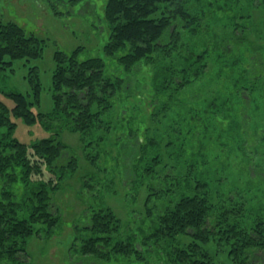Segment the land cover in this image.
I'll return each instance as SVG.
<instances>
[{
	"label": "rangeland",
	"instance_id": "rangeland-1",
	"mask_svg": "<svg viewBox=\"0 0 264 264\" xmlns=\"http://www.w3.org/2000/svg\"><path fill=\"white\" fill-rule=\"evenodd\" d=\"M105 1L0 0V21L16 22L43 40L39 57L15 59L0 72V101L11 108V91L33 101L29 78L36 72L39 101L29 107L53 120V53H69L82 46V58L100 55L108 37ZM205 20L203 34L187 30L174 39L173 52L157 57L160 66L154 73H149L148 66L139 70L124 102L119 103L118 92L109 98L113 105L101 113V124L94 133L84 137L79 130L63 125L61 118L28 122L8 113L15 125L11 130L0 126V135L5 133L28 145L54 135L64 145L56 167L69 159L76 161L74 170H64L53 194L60 213L54 234L48 236L37 225L40 231L26 239L27 256L21 264H128L117 260L116 253L102 261L83 259L79 245L86 234L82 229L87 223L84 211L110 208L121 223L114 241L123 242L135 232V226L139 229L141 220L150 223L164 199L174 201L196 180L208 181V195L213 199L221 191L244 198L247 220H255L258 213L262 216L264 139L257 137L264 136V73L260 75L257 69H264V0H230L227 6L222 1L220 10ZM214 38L220 46L213 44ZM204 49L203 58L195 57ZM183 68L187 78L194 69L204 72L188 84H176ZM154 80L158 86L152 88L149 83ZM121 110L129 127L135 129L131 137H118ZM246 116L250 131L244 133ZM168 171L174 179L161 177ZM162 183L165 191L153 194L154 184ZM16 197L22 200L24 194L17 192ZM206 249L214 264H234L222 248L210 245ZM131 260L129 264H138L134 255ZM166 264L176 263L167 259Z\"/></svg>",
	"mask_w": 264,
	"mask_h": 264
},
{
	"label": "trees",
	"instance_id": "trees-1",
	"mask_svg": "<svg viewBox=\"0 0 264 264\" xmlns=\"http://www.w3.org/2000/svg\"><path fill=\"white\" fill-rule=\"evenodd\" d=\"M222 1L226 6L230 2L106 0L104 18L108 23V37L102 45L101 54L82 58V46L69 53L61 50L53 53L55 66L51 91L54 119H63V125L79 130L84 137L91 131L94 133L97 125L101 124V113L113 105L109 98L118 92L124 96L119 97V103L124 102L131 95L128 90L135 83L139 70L148 66L149 73H154L160 63L157 57L173 52L172 42L182 32L197 30L202 33L206 16L220 10ZM211 38L210 35V50ZM217 42L214 38L213 44L220 46ZM42 44L41 38L25 31L16 22L0 21V72L10 68L15 59L39 57ZM206 50L195 54V57L203 58ZM203 72L194 69L191 77L187 78V69L183 68L176 84H188ZM35 73L29 78L33 85V101L15 91L8 93L14 103L11 108L0 101V126H7L8 130L14 127L15 122L9 112L28 122L36 118H47L51 122L52 118L40 112L34 113L29 107L39 101L40 84ZM257 73L261 75L264 69H257ZM167 81L163 79L164 83ZM152 82L154 84L149 83L152 88L158 86L157 80ZM244 100L246 104L248 100ZM122 111L117 116L121 126L118 137H131L135 135V129L129 127ZM248 118L246 116L244 120V133L250 131ZM107 123L108 128L111 119ZM146 129L149 130V126ZM261 135L257 140L264 139ZM63 148L64 145L54 135L30 145L7 138L5 133L0 135V264H21L27 256L26 239L39 232L40 227L48 236L54 234L60 213L53 194L60 187L64 170L76 167L74 159H69L60 168L56 167L55 161L61 156ZM140 156V152L136 154V161ZM170 172L161 173V177L174 179ZM154 185L153 194H157V190L165 191L163 183ZM208 186V181L196 180L174 201L164 199L156 216H150V223L141 220L139 229L135 226V232L128 234L123 242L114 241L121 223L110 208L92 207L84 211L87 223L82 227L86 234L81 238L80 255L86 260L102 261L116 253L119 256L117 260L128 264L132 262V255L138 264H166L167 259L176 264H214L212 254L206 249L212 245L222 248L234 264H252L250 259L254 249L264 248V213L262 216L258 213L255 220L249 221L244 215L247 206L244 198L236 193L221 191L213 199L208 195ZM17 192L24 194L22 200L17 199Z\"/></svg>",
	"mask_w": 264,
	"mask_h": 264
},
{
	"label": "flooded vegetation",
	"instance_id": "flooded-vegetation-1",
	"mask_svg": "<svg viewBox=\"0 0 264 264\" xmlns=\"http://www.w3.org/2000/svg\"><path fill=\"white\" fill-rule=\"evenodd\" d=\"M250 261L252 264H264V248L254 249L252 253V258L250 259Z\"/></svg>",
	"mask_w": 264,
	"mask_h": 264
}]
</instances>
